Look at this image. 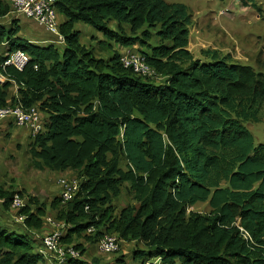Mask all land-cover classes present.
<instances>
[{
    "label": "trees",
    "instance_id": "trees-1",
    "mask_svg": "<svg viewBox=\"0 0 264 264\" xmlns=\"http://www.w3.org/2000/svg\"><path fill=\"white\" fill-rule=\"evenodd\" d=\"M55 8L63 17L60 53L54 44L21 37L18 20L8 28L0 24V41L29 56L21 72L0 67L6 78L0 107L9 104L13 84L20 98L11 104H47L49 118L33 139L39 149L33 157L81 174L70 202L62 205L58 196L51 203L65 206L57 215L66 227L61 242L79 253L63 264H99L83 260V244L73 242L86 237L97 242L104 235L140 241L148 248L137 258H160L164 264H264V145L255 146L243 125L258 122L264 113L263 74L216 52H205L206 64L195 61L182 70L180 63L191 60L186 50L190 16L183 4L56 0ZM9 13L7 1L0 0V20ZM109 22L117 31L107 27ZM78 23L123 48L147 47L150 54L142 53L147 64L168 80L161 86L142 81L150 79L124 68L117 54L106 61L96 58L81 44ZM121 24L133 34L141 31L140 37L123 35ZM152 29L160 41L153 48L148 46ZM45 94L51 95L46 102ZM76 102L84 116L72 120L66 112ZM123 159L125 170L119 166ZM123 183L138 194L140 206L115 217L113 199ZM14 195L0 188L1 207L8 210ZM198 203H208L215 216L187 227L186 210ZM18 215L26 229H43L41 208L33 212L25 204ZM40 247L30 234L0 228V264H47Z\"/></svg>",
    "mask_w": 264,
    "mask_h": 264
},
{
    "label": "rangeland",
    "instance_id": "rangeland-1",
    "mask_svg": "<svg viewBox=\"0 0 264 264\" xmlns=\"http://www.w3.org/2000/svg\"><path fill=\"white\" fill-rule=\"evenodd\" d=\"M165 1L183 4L190 16L186 50L190 53L191 60L180 63L182 70L187 71L190 64L195 61L206 64L209 59L205 56V52H216L221 57H228L231 63L249 66L254 72L261 73L264 76V0H254L253 2L249 0ZM62 18V16H59L60 20ZM13 19L14 17L11 16L5 17L0 20V24L8 28ZM107 27L113 31H117L118 28L115 22L107 23ZM119 28H121L122 34L127 37H140L141 31L133 34L130 32V28L124 24H121ZM26 29L28 30L27 33H31L28 35H34L33 39L30 37L33 42L34 40L41 42L42 38L47 36L41 33L39 27L35 25L26 26ZM76 29L81 30V44L89 48L96 58L106 61L116 54L120 57L123 53L122 49L124 48L120 44L107 40L101 33L87 25L78 23ZM38 30L39 35L37 34ZM148 32L152 35L148 46L152 48L159 46L160 41L156 36L157 29ZM43 45L45 44L43 43ZM54 45L60 53L63 44L55 43ZM164 45L170 46L169 43H164ZM129 47L131 51L138 54H150L147 47H141L139 44ZM168 78L169 76L164 73L159 75L158 80L142 79V81L161 86L166 83ZM54 80L52 77V81ZM17 94L15 87L9 90V103H14L15 100L19 101L20 94H18L19 97ZM49 98H51V95L45 94L43 101L46 102ZM34 104L40 109L46 121L49 118L47 104L43 106L40 102ZM75 105L66 112L72 120L84 116L83 107L78 102ZM243 125L252 135L255 146L264 145V113L258 122L249 121L243 123ZM164 139L167 146H169L167 138L164 137ZM74 140L80 142V138ZM38 150L37 144H34V140L29 136L27 130L2 123L0 125V188L18 194L23 199L24 204L30 207L31 211L34 212L37 207L41 208L45 217H51L59 221L57 219L58 212L64 210L65 206L52 208L51 203L60 194V182L69 179L81 181V174L72 170H57L47 161L34 158L33 153ZM119 166L122 170H125L126 161L124 159L119 160ZM138 198V194L130 189V184L123 183L120 186L119 196L113 199V216H118L120 211L125 208L135 213L140 206ZM1 203L0 200V228L18 234H30L37 249V245L40 244L41 238L49 228L43 227L40 231L26 229L23 222L16 220V217L19 216L18 211L6 210L1 207ZM214 216L215 212L211 210L208 203H198L186 210V226L190 227L192 221L197 219L200 222L202 220L208 222ZM86 238H76L73 243L83 244L86 251L82 259L87 262L96 261L99 264H164L160 258H137L138 252L146 251L148 248L146 244L140 241H120L118 252L103 255L97 251L94 238L89 239V241ZM46 263L56 264V261L50 259V261L46 260Z\"/></svg>",
    "mask_w": 264,
    "mask_h": 264
},
{
    "label": "built area",
    "instance_id": "built-area-1",
    "mask_svg": "<svg viewBox=\"0 0 264 264\" xmlns=\"http://www.w3.org/2000/svg\"><path fill=\"white\" fill-rule=\"evenodd\" d=\"M10 6V13L7 17H14L13 20H26L44 30L50 40L45 38L44 44L64 43L62 36L59 34V14L56 11V0H6ZM119 61L121 65L132 70L136 75L148 78L150 80H158L159 75L155 69L149 66L145 60V56L131 51L130 47L122 49ZM29 56L21 49H11L8 41H0V67L13 68L21 72L28 64ZM37 69V66H34ZM6 78L0 74V84ZM13 82V81H11ZM13 87L16 86L13 84ZM44 115L36 105L24 106L22 103L7 104L0 107V125L2 123L7 126L13 125L17 128L25 129L29 132V136L34 139L42 133L44 127ZM59 199L62 205L70 202L79 189V181L76 179L62 180L60 182ZM23 199L15 194L12 198L9 209L11 211H19L24 206ZM16 220L23 222V216H17ZM43 227L49 230L41 238V247L39 252L43 257L50 261L54 259L56 264H63L67 258L77 259L79 253L72 246L63 245L61 238L65 224L51 217H43ZM94 230L88 229L90 234ZM242 231V230H241ZM245 239L248 238L243 233ZM120 241L115 235H104L96 242L97 251L103 255H110L118 252Z\"/></svg>",
    "mask_w": 264,
    "mask_h": 264
},
{
    "label": "crops",
    "instance_id": "crops-1",
    "mask_svg": "<svg viewBox=\"0 0 264 264\" xmlns=\"http://www.w3.org/2000/svg\"><path fill=\"white\" fill-rule=\"evenodd\" d=\"M3 1V0H2ZM61 22L63 21V18L60 20ZM19 26L21 27V30H20V33H19V35L21 36V37H23V38H25V39H27V40H29L31 43H33V44H36V45H39L40 43V45H43V43H44V39L45 38H47L48 40H50V39H52L51 37L52 36H48L43 30H41V28H39V30L41 31V33H43L44 35H47L46 37H44V38H42L43 40H41V42L40 41H37V40H34V42L31 40V38L33 39V36H31V35H28L29 33H27V29H29V28H27L26 29V26L28 27V26H34V24L32 25L31 23H29V22H27L26 20H20L19 21ZM36 26V25H35ZM76 27V26H75ZM32 28V27H31ZM38 29V28H37ZM39 30H38V32H37V34L39 35ZM79 30V29H78ZM80 32H81V30H79ZM31 34V33H30ZM31 37V38H30ZM38 42H40L39 44H37ZM56 42H54L53 44H55ZM63 45H64V43H63ZM63 45L61 46V47H63Z\"/></svg>",
    "mask_w": 264,
    "mask_h": 264
}]
</instances>
